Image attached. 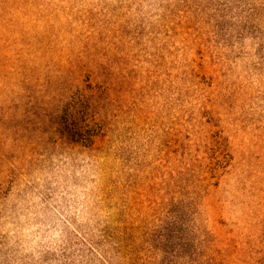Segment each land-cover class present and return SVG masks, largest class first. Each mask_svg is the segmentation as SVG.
Instances as JSON below:
<instances>
[{
  "label": "rangeland",
  "instance_id": "rangeland-1",
  "mask_svg": "<svg viewBox=\"0 0 264 264\" xmlns=\"http://www.w3.org/2000/svg\"><path fill=\"white\" fill-rule=\"evenodd\" d=\"M0 264H264V0H0Z\"/></svg>",
  "mask_w": 264,
  "mask_h": 264
}]
</instances>
